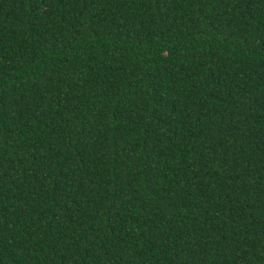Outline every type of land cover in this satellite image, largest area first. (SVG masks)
<instances>
[{
    "label": "trees",
    "instance_id": "trees-1",
    "mask_svg": "<svg viewBox=\"0 0 264 264\" xmlns=\"http://www.w3.org/2000/svg\"><path fill=\"white\" fill-rule=\"evenodd\" d=\"M0 264H264V0H0Z\"/></svg>",
    "mask_w": 264,
    "mask_h": 264
}]
</instances>
